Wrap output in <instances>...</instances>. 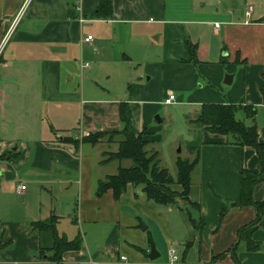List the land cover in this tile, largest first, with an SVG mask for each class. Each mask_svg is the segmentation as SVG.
<instances>
[{"label": "crops", "instance_id": "obj_1", "mask_svg": "<svg viewBox=\"0 0 264 264\" xmlns=\"http://www.w3.org/2000/svg\"><path fill=\"white\" fill-rule=\"evenodd\" d=\"M238 1L244 8L249 7L248 16L246 9H237ZM219 2L211 0L210 4ZM98 3L99 0H0V183L13 182L8 187L14 192L16 184H25L18 193L22 199L28 197L30 183L44 191L37 215L28 217L22 232H33L36 252L39 246L50 245L51 236L49 231L32 230V222H47L54 217L57 233L67 239L79 236V248L62 253L61 264H233L229 253L213 260L211 257L230 248L237 230L255 217L253 208L238 204L239 170L260 169L255 150L234 144L230 136L197 126L198 138L186 146L185 159L198 156L189 175L186 198L196 205L195 210H190L192 216L202 220L199 233L180 209L186 205L183 200L155 204L145 198L140 187L130 183L117 198L110 190L96 195L97 182L116 173L121 164L116 159L102 162L106 153L117 150L119 136L112 141L105 137L94 144L79 139L96 130L114 131L108 129L105 116L95 117V111L107 109L110 103L109 108L115 113L112 115L118 119L119 103L124 102L125 107L133 105L139 112V121L131 132L149 131L146 123L150 119H141L148 103L133 102L138 101L133 87L139 84L127 85V101L95 97L93 67L85 58L99 42L94 37L89 42L83 38L91 35L92 29L113 32L114 38L124 39L121 46L126 48L132 43L140 58L146 47L141 38L145 32L138 26L156 25L155 40H160L161 57L149 64L164 68L181 66L191 70L189 64L200 67L209 63L215 50H219L220 61L227 57L235 64L226 67L231 81L219 95L210 88H199L201 97L193 101L197 107L195 117L204 103L240 106L244 118L250 120L248 125L254 124L258 142L264 144V98L260 92L264 88V0H230L227 5L221 1L223 14L218 19L194 17V0H189L185 11L193 18L185 19L170 15L178 14L176 1L171 2L173 9L168 11L166 0H110L111 15L107 18L94 16ZM18 12L21 14L15 19ZM184 23L211 25L210 33L218 42L202 40L198 28L195 35L185 33L181 25ZM190 46L194 49L193 60ZM130 57L121 53L120 59L126 61ZM195 79H199L196 74L186 89L193 86ZM172 82L181 83L177 79ZM180 100L179 96L175 98ZM245 105L254 108L252 118L241 108ZM237 110L234 116L240 121ZM108 142L114 144V150L99 146ZM109 164H116L114 173H104L103 168ZM171 189L180 191V186L172 184ZM252 198L264 200L263 182L254 185ZM242 235L260 242L261 247L247 251L243 241H239L238 261L264 264V230L252 225ZM151 244L157 252L153 259L147 256ZM168 248H174L178 255L175 262H170Z\"/></svg>", "mask_w": 264, "mask_h": 264}, {"label": "rangeland", "instance_id": "obj_2", "mask_svg": "<svg viewBox=\"0 0 264 264\" xmlns=\"http://www.w3.org/2000/svg\"><path fill=\"white\" fill-rule=\"evenodd\" d=\"M172 1H176L179 4L177 6L178 14L170 15L177 17V19L192 17L185 12L189 0L188 4L186 0H166V9L168 11H172L173 9L171 6ZM194 1L197 3V6L194 3L192 4V6H196L195 11L197 12L194 17L199 19H218L223 14L221 1L227 5L230 0H220L216 5H211V0ZM238 2L237 9L241 8L243 10V3L241 1ZM181 25L185 33L195 35L194 33H197L199 29L202 40H205V42H218V38L213 37L210 33L211 25L191 26L186 23ZM153 26L156 25L140 24L138 26L140 31L145 32V35L141 38L143 45L146 47L145 53H143L144 50L141 51L140 58L138 52L132 48V43H129L125 48L120 45V43L124 45V39L121 37L114 38L115 33H102L92 29L90 36L91 38L94 37L95 42L99 43L93 49H89L85 61L90 67H93L91 73H94V83H92V86L95 88L97 93L95 97L97 98L114 100L115 102L127 101V85L139 84L133 87V95L138 100L133 102L136 104L138 102L141 104L148 103L146 108L143 109L146 113H144V117H141V119L145 122L148 117L150 119L149 123H146L149 131L143 129V138L148 140L144 148L148 152L155 151L158 167L165 168L168 174L172 178H175V159L177 157L182 159L187 158L186 146L189 142L192 141L193 143L198 138V136L196 137L198 135L196 133L198 132V125L193 124L190 120V118L195 117V110L197 109L196 103L193 101L201 97V94H198L197 91L199 88L205 87V89L210 88L215 94H221L224 88L229 86L222 81L225 74H230L227 72L226 67L230 65L235 67V64H232L227 57L223 58V61H220L219 50H215V54H213V58H210L211 62L209 63H205L200 67L196 63L189 64L191 70L181 68V66L164 68L160 65L149 64L150 62L159 61L161 57L159 49L160 40H155L157 34L154 32L155 28ZM121 53L128 57H130L128 54L130 53L132 56L129 60L121 61ZM195 74L199 78L198 81L195 79L193 86L191 85L190 89H186L191 84V76ZM147 76L149 77L148 80H146ZM126 77L130 78L124 80ZM173 79H177L181 83L174 84L172 82L171 84L170 82ZM199 84H202V86L198 87ZM167 93H173L175 98L179 96L181 102L174 100L171 104H164L162 102L163 95L166 96ZM109 105L107 109L99 108L95 111L94 115L95 117L105 116L110 124L108 129L118 131L122 128V122L119 120V117L117 119V115L114 117L115 113L111 112ZM131 106L124 108L127 128L130 131L135 129L134 127L139 121V112ZM155 116H157L159 121L155 119ZM236 117H239L244 125H248L250 122L249 119L244 118V114L240 109L237 110ZM117 121L118 126L115 127ZM82 127L85 128L86 124H82ZM99 131L103 132L104 130H96L94 132ZM99 146L107 151L115 149L112 142L100 143ZM186 160L190 161L191 159L188 158ZM115 162H120L121 166L131 164V161L128 159L115 160ZM115 165L112 164L113 167ZM113 167L109 164L108 167L103 168L104 173H114L115 169L112 170ZM10 185H13V182L6 181L4 185L0 183V264H54L38 259L34 247L35 239L31 237L33 232L28 235L22 232L25 229L28 217L37 215L36 211L39 202H43L44 199L43 189H39L34 183H30L27 186L28 197L22 199L14 192L13 188L12 190L9 189L8 186ZM137 186L141 187V185ZM170 187L172 188V185ZM177 199L182 201L179 197H176ZM31 212L33 213L32 215H30Z\"/></svg>", "mask_w": 264, "mask_h": 264}, {"label": "trees", "instance_id": "obj_3", "mask_svg": "<svg viewBox=\"0 0 264 264\" xmlns=\"http://www.w3.org/2000/svg\"><path fill=\"white\" fill-rule=\"evenodd\" d=\"M111 15L110 0H99L94 16L107 18ZM190 60L194 59V49L188 47ZM264 78V76H263ZM264 98V88L261 89ZM125 103L121 102L118 106V117L122 122V128L118 131L89 132L80 136L81 142L94 144L100 139L107 137L112 141L113 137L119 136L117 140V150L106 153V158L102 162L112 159H128L131 164L127 167L118 166L116 173L106 176L96 184L95 194L101 195L106 190H110L114 198L125 189L127 184L141 185L140 189L145 198L155 204L168 205L176 204V197L183 200L186 205L183 210L188 222L199 233L203 223L201 218L192 216L191 208L196 209V205L187 200L186 194L190 181V172L198 161V156L188 161L176 158V174L172 178L165 168H159L156 160L155 151H147L144 146L148 140L143 138V129L131 132L127 128V120L124 115ZM240 106L233 104L204 103L199 107V111L191 121L199 126H203L209 132H216L231 137L234 144L240 146H251L256 153L260 169L251 171L244 168L239 170V206H249L254 209L255 217L248 224L241 226L236 233V241L225 252L212 256L211 260L229 253L233 264H242L236 257V249L239 241H243L244 249L255 251L260 249L261 244L250 237H244L242 232L250 226L261 227L264 230V200L255 201L252 198V189L259 182L264 183V144L258 142L254 124L244 125L242 121L235 119V112ZM248 118L253 117L254 108L249 105L241 107ZM172 184H178L180 191L171 189ZM194 209V210H195ZM223 212H220V218ZM54 217L47 222L30 223L32 230L49 231L51 243L46 247H38L37 258L50 261L54 264H61L62 253L70 250H77L80 245V237L75 236L67 239L64 235L56 232L54 228Z\"/></svg>", "mask_w": 264, "mask_h": 264}, {"label": "built area", "instance_id": "obj_4", "mask_svg": "<svg viewBox=\"0 0 264 264\" xmlns=\"http://www.w3.org/2000/svg\"><path fill=\"white\" fill-rule=\"evenodd\" d=\"M21 13H17L15 16V19H18ZM245 15L248 16L249 15V7L246 8L245 10ZM80 21H85L84 19H80ZM216 27L218 26L216 23L214 24ZM91 36L90 35H86L83 38L84 42H89L91 41ZM175 100V96L173 93H167L166 96L163 98L162 102L164 104H171L173 101ZM25 189V184H16L15 185V192L18 194L19 192H21L22 190ZM167 255L169 257L170 262H175L178 259V255L176 254V251L174 248H168L167 250ZM120 258H123V256H120Z\"/></svg>", "mask_w": 264, "mask_h": 264}, {"label": "water", "instance_id": "obj_5", "mask_svg": "<svg viewBox=\"0 0 264 264\" xmlns=\"http://www.w3.org/2000/svg\"><path fill=\"white\" fill-rule=\"evenodd\" d=\"M231 81V75L230 74H225L224 75V78H223V83L225 84H229ZM155 119L157 121H159V119L157 118V116H155ZM262 250L264 252V243H262ZM148 258L149 259H153L157 256V252L155 251L153 245L151 244L150 247H149V251H148V254H147Z\"/></svg>", "mask_w": 264, "mask_h": 264}]
</instances>
